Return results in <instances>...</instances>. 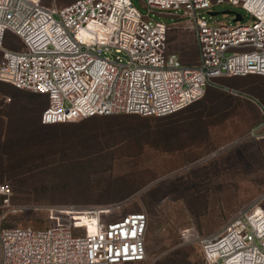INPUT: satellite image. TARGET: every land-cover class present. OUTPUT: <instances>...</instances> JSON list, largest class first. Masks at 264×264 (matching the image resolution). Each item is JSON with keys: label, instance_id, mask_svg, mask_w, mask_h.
Here are the masks:
<instances>
[{"label": "built area", "instance_id": "built-area-1", "mask_svg": "<svg viewBox=\"0 0 264 264\" xmlns=\"http://www.w3.org/2000/svg\"><path fill=\"white\" fill-rule=\"evenodd\" d=\"M0 0V81L47 97L42 124L95 115L165 116L202 99L208 87L237 94L220 78L264 76V0H143L148 11L183 10L197 62L168 50L170 25L142 15L131 0ZM226 2L245 14L211 22L201 12ZM211 12V11H209ZM250 21H244L246 15ZM16 40L6 46V33ZM21 45L20 48H17ZM248 133L264 138V104ZM12 189L0 184V264H124L147 259L148 215L108 218L109 205L36 208L48 224L5 225ZM198 245L203 264H264V190L234 209L214 233L193 223L179 230Z\"/></svg>", "mask_w": 264, "mask_h": 264}, {"label": "rangeland", "instance_id": "rangeland-1", "mask_svg": "<svg viewBox=\"0 0 264 264\" xmlns=\"http://www.w3.org/2000/svg\"><path fill=\"white\" fill-rule=\"evenodd\" d=\"M131 2L170 25L169 51L183 63L197 62L182 9L149 12L143 0ZM223 10L245 14L222 2L201 15L232 22L231 14H209ZM13 40L7 32L4 44ZM227 79L220 83L237 94L210 86L172 115L112 114L45 126L40 111L47 97L0 81V184L11 187L12 207L30 208L3 224L44 227L45 214L34 209L56 205H109L112 219L144 211L147 259L124 264H203L199 246L182 243L179 230L191 222L201 233L217 232L234 209L264 190V138L248 136L261 116L264 76Z\"/></svg>", "mask_w": 264, "mask_h": 264}, {"label": "trees", "instance_id": "trees-1", "mask_svg": "<svg viewBox=\"0 0 264 264\" xmlns=\"http://www.w3.org/2000/svg\"><path fill=\"white\" fill-rule=\"evenodd\" d=\"M235 77H244V76H234L233 78H235ZM224 78H229V79H227V81H229V82H231V81H233V78L232 77H224ZM224 78H220V81H221V79H224ZM195 103V102H194ZM193 104V103H192ZM192 104H190V105H192ZM47 105V104H46ZM45 105V106H46ZM190 105H188V106H190ZM44 106V107H45ZM187 106V107H188ZM186 108V107H185ZM184 108V109H185ZM44 109V108H43ZM42 109V110H43ZM42 110H41V112H42ZM183 110V109H182ZM181 111V110H180ZM179 111H177V112H175V113H178ZM175 113H172V114H175ZM121 114H125V113H121ZM172 114H169V115H172ZM112 115V114H111ZM135 115H137V114H135ZM96 117H99V116H108V115H95ZM95 116H91V117H95ZM141 116V115H140ZM165 116H168V115H165ZM155 117H158V116H155ZM160 117H164V116H160ZM87 118H90V117H87ZM56 124H63V123H56ZM43 126H45V125H55V124H42Z\"/></svg>", "mask_w": 264, "mask_h": 264}, {"label": "water", "instance_id": "water-1", "mask_svg": "<svg viewBox=\"0 0 264 264\" xmlns=\"http://www.w3.org/2000/svg\"><path fill=\"white\" fill-rule=\"evenodd\" d=\"M217 13L235 14L236 18L234 20H240L241 19V15L238 12L233 11V10H223V11H211V12H209L210 15H214V14H217Z\"/></svg>", "mask_w": 264, "mask_h": 264}, {"label": "crops", "instance_id": "crops-1", "mask_svg": "<svg viewBox=\"0 0 264 264\" xmlns=\"http://www.w3.org/2000/svg\"><path fill=\"white\" fill-rule=\"evenodd\" d=\"M65 1V2H64ZM70 0H60L59 1V3L60 4H65V3H67V2H69ZM30 92V91H29ZM31 93V95H34V96H36V97H40V98H42V97H44V96H42V95H40V94H37V93H33V92H30ZM41 112V111H40Z\"/></svg>", "mask_w": 264, "mask_h": 264}]
</instances>
